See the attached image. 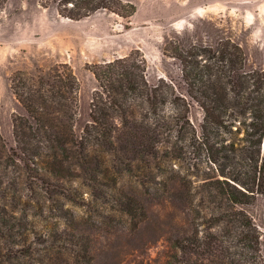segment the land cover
I'll use <instances>...</instances> for the list:
<instances>
[{"label": "trees", "instance_id": "1", "mask_svg": "<svg viewBox=\"0 0 264 264\" xmlns=\"http://www.w3.org/2000/svg\"><path fill=\"white\" fill-rule=\"evenodd\" d=\"M6 1L0 0V10ZM39 2L53 5L70 20L101 10L129 19L136 11L127 0ZM162 52L179 61L186 94L203 112L198 131L189 122L188 101L172 84L163 77L148 83L146 58L138 48L86 64L96 86L90 119L79 135L74 131L79 82L72 67L58 62L18 70L10 87L26 113L12 117L14 146L7 147L0 133V174L5 177L16 167L30 190L39 186L47 197L61 194L78 205L85 199L66 184L71 180H80L93 198L117 192L113 199L127 217L169 233L171 247L181 254L177 258L172 253L174 263L264 264L260 232L241 208L259 196L264 199V69L245 70L244 53L230 38L214 47H182L170 39ZM167 104L174 113L163 112ZM183 129L189 144L202 150L215 170L202 181V214L193 213L197 192H191V181L184 176L160 181L161 189L155 188L146 200L117 188L121 175L133 172L135 163H151L160 146L168 152L171 138ZM29 253L22 247L0 250V264ZM61 264L72 262L63 259Z\"/></svg>", "mask_w": 264, "mask_h": 264}, {"label": "rangeland", "instance_id": "2", "mask_svg": "<svg viewBox=\"0 0 264 264\" xmlns=\"http://www.w3.org/2000/svg\"><path fill=\"white\" fill-rule=\"evenodd\" d=\"M135 13L124 19L105 10L81 20L61 17L55 7L39 0H7L0 10V133L7 147L14 146L12 117L26 111L11 91L10 79L20 71L67 62L79 82L74 131L79 135L89 121L96 81L87 63L124 56L138 48L146 58V78L155 84L163 77L189 103V122L198 131L203 112L187 94L179 61L162 52L172 39L182 47H214L230 38L244 53V69H264V0H127ZM163 112L174 113L171 104ZM169 147L160 146L151 163H135L133 172L119 178L117 188L149 199L160 181L184 176L195 195L194 211L202 214V181L214 175L202 150L189 144L183 129ZM0 174V250L22 247L29 254L10 264H180L174 263L169 233L138 224L118 209L115 196L89 195L80 180L69 183L82 192L78 205L61 194L47 197L36 186L30 190L15 167ZM260 232L264 258V199L241 206ZM152 219V218H151ZM201 217L196 228L202 233ZM138 224V225H137ZM140 225V226H139ZM168 226H165L167 228ZM4 246V249L2 248ZM49 247V248H47ZM64 247H67L65 249ZM72 248V249H70Z\"/></svg>", "mask_w": 264, "mask_h": 264}]
</instances>
